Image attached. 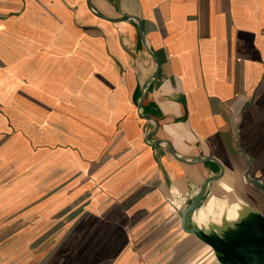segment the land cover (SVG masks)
I'll return each instance as SVG.
<instances>
[{"label": "crops", "instance_id": "0c3cea01", "mask_svg": "<svg viewBox=\"0 0 264 264\" xmlns=\"http://www.w3.org/2000/svg\"><path fill=\"white\" fill-rule=\"evenodd\" d=\"M191 231L264 247V0H0V264H264Z\"/></svg>", "mask_w": 264, "mask_h": 264}, {"label": "rangeland", "instance_id": "374dc122", "mask_svg": "<svg viewBox=\"0 0 264 264\" xmlns=\"http://www.w3.org/2000/svg\"><path fill=\"white\" fill-rule=\"evenodd\" d=\"M65 251L66 246H65ZM61 251L57 249L56 246H42V247H34V255L32 260H18V261H13V260H6L2 261L1 264H59L58 260L56 261V256L60 253Z\"/></svg>", "mask_w": 264, "mask_h": 264}, {"label": "water", "instance_id": "95a60500", "mask_svg": "<svg viewBox=\"0 0 264 264\" xmlns=\"http://www.w3.org/2000/svg\"><path fill=\"white\" fill-rule=\"evenodd\" d=\"M138 25L140 26V22L137 21ZM156 74H154L153 76H155ZM145 86L146 84H144V86L142 87V91H144L145 89ZM204 186H202L199 194H198V197L196 199V201L194 202V204H192L189 209H192L196 206V204L198 203L199 199L201 198L202 196V190H203ZM185 215V214H184ZM191 232H194L196 235H198L200 238H202L203 240L213 244L219 251L221 254H223L224 256L226 257H230V258H240L248 253H251V252H261V253H264V247L263 246H248V247H245V248H242L240 251L238 252H235V253H230L228 252L223 246L222 244L216 240L215 238L213 237H210V236H206L200 232H197V231H191Z\"/></svg>", "mask_w": 264, "mask_h": 264}, {"label": "clouds", "instance_id": "9594fccd", "mask_svg": "<svg viewBox=\"0 0 264 264\" xmlns=\"http://www.w3.org/2000/svg\"><path fill=\"white\" fill-rule=\"evenodd\" d=\"M200 216H201V220L198 221V223L202 222V220H203V217H204V210L203 209L200 210ZM193 219L195 220L196 217H193Z\"/></svg>", "mask_w": 264, "mask_h": 264}]
</instances>
